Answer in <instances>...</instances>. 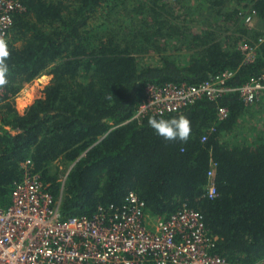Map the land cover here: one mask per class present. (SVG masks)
Listing matches in <instances>:
<instances>
[{
  "label": "trees",
  "instance_id": "trees-1",
  "mask_svg": "<svg viewBox=\"0 0 264 264\" xmlns=\"http://www.w3.org/2000/svg\"><path fill=\"white\" fill-rule=\"evenodd\" d=\"M16 1L23 9L12 15L0 86V207L30 158L64 217L92 216L133 193L153 217L198 211L217 238L211 253L229 262L264 258V129L246 126L256 101L229 93L132 118L150 83L196 85L231 70L237 86L263 73L264 0ZM249 8L254 27L243 21ZM242 43L254 47L251 61ZM42 74L51 75L42 96L20 114L15 95ZM219 106L228 110L221 120ZM179 116L191 124L187 142L149 125Z\"/></svg>",
  "mask_w": 264,
  "mask_h": 264
},
{
  "label": "built area",
  "instance_id": "built-area-1",
  "mask_svg": "<svg viewBox=\"0 0 264 264\" xmlns=\"http://www.w3.org/2000/svg\"><path fill=\"white\" fill-rule=\"evenodd\" d=\"M16 9H23L18 1L0 0V37L4 39ZM243 21L254 27L255 9L244 11ZM258 40L259 44L263 37ZM240 48L251 61L254 47L242 43ZM233 73L225 70L196 85L150 83L132 118L176 112L203 97L215 101L230 93L253 104L264 94V72L237 86L229 84ZM227 113L225 106L217 108L218 119ZM215 165L211 160L209 177ZM22 169V177L10 190V203L0 207V264H246L211 253L217 238L207 234L202 215L185 205L168 217H153L144 201L129 193L121 205L99 206L92 216L64 217L59 202L32 170L30 158ZM207 194L215 196L212 184ZM247 264H264V258Z\"/></svg>",
  "mask_w": 264,
  "mask_h": 264
},
{
  "label": "rangeland",
  "instance_id": "rangeland-1",
  "mask_svg": "<svg viewBox=\"0 0 264 264\" xmlns=\"http://www.w3.org/2000/svg\"><path fill=\"white\" fill-rule=\"evenodd\" d=\"M128 1L127 5H130L131 2H133L135 5H137L138 0H125ZM120 8H117V11H119ZM122 10L119 11L118 14H121ZM115 17V16H114ZM127 18V15H117L116 18L118 20H124ZM213 23V21H212ZM207 25L206 23L199 24L198 22L194 25L196 29H201L202 27H205ZM184 59V58H183ZM150 62H156L155 59L150 58ZM51 75L50 74H42L36 79L32 80L31 82L24 83L22 88L20 89L19 93L15 95L14 97V105L17 111L22 114L37 98L42 96V90L45 85L48 84L50 81ZM256 104V105H254ZM253 104V110H252V116L253 119H249L246 123V126L252 128V126L260 127L261 129H264V98L263 95L258 98V100ZM260 104V106H259ZM251 130V129H250Z\"/></svg>",
  "mask_w": 264,
  "mask_h": 264
},
{
  "label": "clouds",
  "instance_id": "clouds-1",
  "mask_svg": "<svg viewBox=\"0 0 264 264\" xmlns=\"http://www.w3.org/2000/svg\"><path fill=\"white\" fill-rule=\"evenodd\" d=\"M9 56L8 42L6 39L0 37V86L8 82L9 65L7 59ZM149 125L158 136L166 141L187 142L191 135L190 121L184 116L171 119L152 117L149 119Z\"/></svg>",
  "mask_w": 264,
  "mask_h": 264
}]
</instances>
